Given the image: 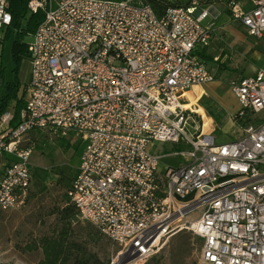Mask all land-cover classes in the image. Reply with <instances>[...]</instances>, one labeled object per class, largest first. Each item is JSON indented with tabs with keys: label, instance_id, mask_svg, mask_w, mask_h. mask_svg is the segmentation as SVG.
I'll use <instances>...</instances> for the list:
<instances>
[{
	"label": "built area",
	"instance_id": "built-area-1",
	"mask_svg": "<svg viewBox=\"0 0 264 264\" xmlns=\"http://www.w3.org/2000/svg\"><path fill=\"white\" fill-rule=\"evenodd\" d=\"M247 1L192 0L159 14L147 0H30V16L44 19L27 43L18 121L10 110L0 118V208L31 194L32 136L73 134L84 146L68 200L121 246L118 260L144 264L187 229L203 240L197 264H264V70L230 82L236 139L219 140L213 117L184 105L215 81L199 46L216 3L264 41V0ZM12 23L0 0V47ZM158 143L184 147L182 160L159 170L166 153L149 149Z\"/></svg>",
	"mask_w": 264,
	"mask_h": 264
},
{
	"label": "rangeland",
	"instance_id": "rangeland-1",
	"mask_svg": "<svg viewBox=\"0 0 264 264\" xmlns=\"http://www.w3.org/2000/svg\"><path fill=\"white\" fill-rule=\"evenodd\" d=\"M170 1L187 5L192 0ZM217 8L230 15L227 8ZM29 16L28 11L20 30L12 29L7 32L9 37L0 47V61L6 81L13 80L17 73L12 46L18 38V31H21V38L27 43L32 40L35 27H28ZM217 18L210 13L204 24ZM199 49L206 56L204 59L214 73L215 81L204 85L207 94L198 104L213 117L215 134L219 136V140L236 139L242 135V128L234 121L239 102L231 90L230 82L241 76L252 75L257 70H264V41L249 35L240 23L224 15L217 20L209 45L199 46ZM24 71L30 74V65ZM26 87L25 82L20 87L24 101ZM4 94L5 90H2L0 98ZM194 98H197L196 95ZM193 108H197V105H193ZM9 110L13 112L14 106ZM191 131L194 133L193 128ZM36 134L37 136H32L36 144L31 158L34 173L31 194L22 207L12 210L0 208V264H38L43 258L40 239L58 233L62 227L60 210L69 200L68 188L59 179L61 175H67L71 179L75 175L84 141L73 134L67 137L50 132L49 135L38 131ZM149 149L161 155L185 150L172 143H158L156 146L151 144ZM166 155L161 156L159 170H165L167 165L177 164L182 160V157L179 160L166 158ZM70 232L71 240L79 243L92 255V259H98L99 264L117 263L121 246L101 235L91 223L74 215L71 218ZM202 244L200 236L185 229L172 235L152 257L159 264H197ZM69 264H76V261L72 260Z\"/></svg>",
	"mask_w": 264,
	"mask_h": 264
},
{
	"label": "trees",
	"instance_id": "trees-1",
	"mask_svg": "<svg viewBox=\"0 0 264 264\" xmlns=\"http://www.w3.org/2000/svg\"><path fill=\"white\" fill-rule=\"evenodd\" d=\"M9 8L13 15V23L8 31L12 29L20 30L22 27V20L28 12V4L30 0H8ZM155 8L159 14H163L169 6L178 5L170 0H147ZM205 4L211 3L212 0H200ZM44 19V13L39 12L29 17L28 27L32 28L41 23ZM34 30V31H35ZM7 31V32H8ZM9 33L3 38V43ZM12 52L17 62V73L13 80L6 81L3 73L2 61H0V92L5 90V94L0 98V118L3 114L9 111L10 107L14 106V119L12 124L15 125L18 121L21 108L24 105L23 95L20 94V87L22 84H28L30 74L24 71V68L29 65V56L27 51V42L21 38V31H18V38L14 40ZM200 54L203 58L206 56L203 52ZM71 178L67 175H61L59 181L67 188L71 184ZM77 214L76 207L68 203L60 210V219L62 227L60 231L53 235H46L40 239V246L43 251V258L38 264H69L70 261L75 260L76 264H99L98 259H92L86 250L76 241L71 240V218ZM31 249V247H28ZM145 264H159L152 257Z\"/></svg>",
	"mask_w": 264,
	"mask_h": 264
},
{
	"label": "crops",
	"instance_id": "crops-1",
	"mask_svg": "<svg viewBox=\"0 0 264 264\" xmlns=\"http://www.w3.org/2000/svg\"><path fill=\"white\" fill-rule=\"evenodd\" d=\"M244 4L245 5H250V3L247 1V0H244ZM217 6H223L225 9H226V5L224 4V3H216V5H214L211 9H210V13H212L213 14V16H214V18H217L219 15V17L216 19V20H214V21H211V22H209L208 24H205V25H208L209 27H211V31L213 32L214 30H215V28L217 27V20L219 19V18H221V17H223L224 15H226V16H228L229 18H232L230 15H228L227 14V12H224L225 10H220V9H218L217 8ZM210 17V15L207 17V18H209ZM206 18V19H207ZM205 19V20H206ZM234 21V20H233ZM205 22V21H204ZM242 26V25H241ZM9 30V29H8ZM7 30V31H8ZM7 31H6V33H7ZM211 32V33H212ZM5 33V34H6ZM4 36V35H3ZM30 80V79H29ZM28 85V84H27ZM27 88V87H26ZM14 112V111H13ZM4 161L5 160H3V157H1L0 158V177H1V175H2V173L4 172Z\"/></svg>",
	"mask_w": 264,
	"mask_h": 264
},
{
	"label": "bare ground",
	"instance_id": "bare-ground-1",
	"mask_svg": "<svg viewBox=\"0 0 264 264\" xmlns=\"http://www.w3.org/2000/svg\"><path fill=\"white\" fill-rule=\"evenodd\" d=\"M188 95H189V97H190V102H187V103H185L184 105H185V107H193V105H197V109H199L200 111H203V108L198 104V101H199V99H197V98H194V97H192L191 95H190V93H187ZM207 93H206V91L204 92V94L203 95H206ZM188 149V147H186V150ZM173 154V155H172ZM166 158H171V159H179L180 160V158H181V153L180 152H173V153H169V154H167L166 156H165ZM127 264H139V263H135V261L134 262H132V263H127Z\"/></svg>",
	"mask_w": 264,
	"mask_h": 264
},
{
	"label": "water",
	"instance_id": "water-1",
	"mask_svg": "<svg viewBox=\"0 0 264 264\" xmlns=\"http://www.w3.org/2000/svg\"><path fill=\"white\" fill-rule=\"evenodd\" d=\"M130 260H131V258H128V259H122V258H120L117 261V263H115V264H127Z\"/></svg>",
	"mask_w": 264,
	"mask_h": 264
}]
</instances>
